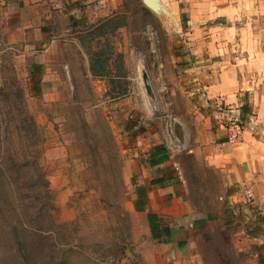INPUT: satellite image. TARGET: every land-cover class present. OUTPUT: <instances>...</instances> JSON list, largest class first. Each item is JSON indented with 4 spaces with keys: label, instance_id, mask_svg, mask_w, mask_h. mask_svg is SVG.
Listing matches in <instances>:
<instances>
[{
    "label": "rangeland",
    "instance_id": "obj_1",
    "mask_svg": "<svg viewBox=\"0 0 264 264\" xmlns=\"http://www.w3.org/2000/svg\"><path fill=\"white\" fill-rule=\"evenodd\" d=\"M113 2L109 16L65 34L45 62V36L12 26L18 13L0 3V135L18 144V135H35L30 149L40 151L45 173L35 184L50 187L38 200L25 196L36 264H257L254 248L264 255V157L247 160L256 168L249 177L263 183L252 188L225 185L228 171L186 149L205 118L227 135L228 125L241 127L239 140L228 139L240 160L244 135L264 141V0ZM228 68L247 77L258 95L251 105L245 91L237 106L226 102L231 91L220 88V72ZM207 84L218 85V96L206 95ZM161 145L174 148L181 164L171 172L187 210L179 245L153 238L135 207L148 152ZM234 190L246 199L231 202ZM194 221L210 233L191 231ZM222 221L237 237L217 234ZM247 227H256L259 240L239 238ZM10 256L0 247V264H16Z\"/></svg>",
    "mask_w": 264,
    "mask_h": 264
},
{
    "label": "crops",
    "instance_id": "obj_2",
    "mask_svg": "<svg viewBox=\"0 0 264 264\" xmlns=\"http://www.w3.org/2000/svg\"><path fill=\"white\" fill-rule=\"evenodd\" d=\"M0 3L4 7V11L18 13V19L11 23L12 26L26 34L29 33L30 29L35 28L40 35L45 36L49 45L47 49L49 52L42 62L49 59L54 45L65 39V34L69 35V32L73 29H79L85 24L89 25L100 18H106L110 15V12H113L115 6L113 0H0ZM220 80L222 81L220 88L225 91H231L225 99L231 105L237 106L241 103L239 95L242 91L250 92L249 101H246V104L251 105L257 100L258 95L251 90V85L247 83V77L242 78L238 69L228 68L222 70L220 72ZM205 88L208 97L218 96V93H216L219 90L218 85L207 84ZM218 102L224 104L223 101ZM260 110L264 113V106H260L259 112ZM198 123L200 125H198L195 135H191L193 142L189 144L186 153L195 157L205 158L210 165L220 171H228L230 181H226L225 185L235 184L239 186L240 183H250V187L253 188L256 184L262 183V179L258 175L252 176V178L249 177L247 172L256 170V168H252L247 160L252 157V161H254L255 157L259 155V160L261 161V157H264V151L255 150L252 145L263 146V140L254 135H244L246 140L244 139L240 144L241 146H236L237 151L241 152V149L243 150L242 156L244 159L240 160L229 152L230 148L228 146L232 145V143L228 140L226 132L212 129V122L208 118ZM169 147L175 151L171 146L161 145L152 147L148 152L147 168L145 167L142 173L143 178L136 189L135 207L145 213L153 238L161 242L179 245L185 240L178 236L180 232V217L185 216L187 210L186 202L182 199V194L179 193L180 181H177L171 173L172 169L177 168L180 170L181 164L174 158ZM250 148L253 149L251 155H249ZM178 149L180 148L178 147ZM151 170H154V172L149 175ZM148 176L151 177L148 178ZM257 191L255 193L262 199ZM230 198L232 199L231 202L243 201L246 199V195L240 190H234ZM180 204H182V211L180 210ZM202 222L209 223L210 221ZM152 223L155 227L157 226L155 228L157 236L155 237ZM221 224V229L217 231L218 235L220 234L224 238L227 234L237 237L235 232L224 231L223 228L227 227L225 222L222 221ZM200 225L201 223L194 221L190 230L195 233L200 232V235H203L202 237H204V234L210 233V231L203 232ZM181 230L182 233L185 231L184 228ZM241 234L239 236L240 239L259 240V235L250 236L244 231ZM187 246L192 254H199L200 250L196 245V241L189 242L187 239ZM211 246L213 251L214 247L212 244ZM260 253L262 252L259 247H255L253 256L257 264L259 263Z\"/></svg>",
    "mask_w": 264,
    "mask_h": 264
},
{
    "label": "trees",
    "instance_id": "obj_3",
    "mask_svg": "<svg viewBox=\"0 0 264 264\" xmlns=\"http://www.w3.org/2000/svg\"><path fill=\"white\" fill-rule=\"evenodd\" d=\"M243 111L246 112L247 108L244 107ZM34 136L18 135V144L14 135L5 137L0 135V147L7 149V151H0V247L5 251L11 249L13 256H10V259L16 264H36L37 260L35 252L37 247L35 245L33 249L30 243L33 230L30 225L31 220H28V213H25V208L28 207L25 196L33 195L36 199H40L50 192L48 184H45L43 188L36 187L35 184V180L38 177H44L45 173L41 166L40 151L37 150L36 154L35 150L30 149V147H37L38 141L34 140ZM31 165H34L33 171L30 169ZM39 213L37 216L40 221L43 210ZM261 217V215L258 216V218ZM152 228L155 237L157 226L155 227L152 223ZM255 228L247 227V233L250 236H257L253 232ZM37 231L41 232L42 228L39 227ZM259 263L264 264L262 253H260Z\"/></svg>",
    "mask_w": 264,
    "mask_h": 264
},
{
    "label": "built area",
    "instance_id": "obj_4",
    "mask_svg": "<svg viewBox=\"0 0 264 264\" xmlns=\"http://www.w3.org/2000/svg\"><path fill=\"white\" fill-rule=\"evenodd\" d=\"M236 123L232 125H228L227 128H229V134H228V139L229 140H239L242 137V129L239 126H234Z\"/></svg>",
    "mask_w": 264,
    "mask_h": 264
},
{
    "label": "water",
    "instance_id": "obj_5",
    "mask_svg": "<svg viewBox=\"0 0 264 264\" xmlns=\"http://www.w3.org/2000/svg\"><path fill=\"white\" fill-rule=\"evenodd\" d=\"M143 77H144V82H145L146 87H147V91L149 93H152V87H151L150 82L148 80V74L146 71L143 72Z\"/></svg>",
    "mask_w": 264,
    "mask_h": 264
},
{
    "label": "bare ground",
    "instance_id": "obj_6",
    "mask_svg": "<svg viewBox=\"0 0 264 264\" xmlns=\"http://www.w3.org/2000/svg\"><path fill=\"white\" fill-rule=\"evenodd\" d=\"M157 103V102H156Z\"/></svg>",
    "mask_w": 264,
    "mask_h": 264
}]
</instances>
